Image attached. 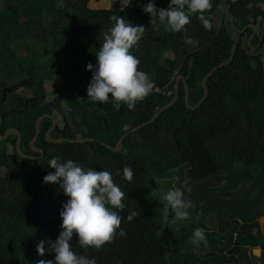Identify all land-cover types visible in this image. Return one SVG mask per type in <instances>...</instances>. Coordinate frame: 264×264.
Masks as SVG:
<instances>
[{"label":"trees","instance_id":"16d2710c","mask_svg":"<svg viewBox=\"0 0 264 264\" xmlns=\"http://www.w3.org/2000/svg\"><path fill=\"white\" fill-rule=\"evenodd\" d=\"M0 1L4 7L0 11V115L4 120L0 134L17 128L22 136L21 150L34 156L18 153L16 135L0 142V169L5 170L0 171V264L54 259L47 243L60 234V210L68 197L58 184L43 182L45 175L55 171L48 166L53 157L109 171L125 193V208L118 212L127 235L121 237L117 230L99 250L81 248L74 236L70 243L77 254L95 257L97 264H264V238L254 232L258 218L264 215V95L259 113L255 106L264 86V39L253 51L248 45L252 28L241 34L233 60L207 79L209 95L199 108L186 107L181 81L177 102L153 123L127 136L120 152L102 144L115 146L127 131L150 120L168 104L179 75L189 85V103L199 102L204 95L203 78L229 59L236 38L226 23L219 28L213 25L214 13L228 4L238 35L251 22L261 27L264 0H211L204 13L212 25L210 30L203 27L199 14H194L185 26L187 33L175 34L158 20L155 26L151 24V14L140 7L148 0H128L124 7L114 9L92 8L90 0ZM155 3L158 8H167L169 0ZM112 15L145 27L132 52L140 60L138 70L146 72L159 91L137 102L134 110L122 102L117 105L109 99L97 103L87 96L92 78L87 65L96 64L95 52L103 43V33L114 23ZM185 35L198 45H186ZM258 42L259 33L252 46ZM22 46L26 48L23 56L17 53ZM19 85L27 94L8 92L2 104L3 90L10 87L15 91ZM170 91L173 93L168 94ZM45 113L57 119L53 138L96 140L49 142L45 134L52 119L45 118L35 143L44 151L42 156L31 149L30 142L37 119ZM125 166L133 169L131 182L122 177ZM226 172L237 176L233 184L220 183V175ZM176 173L181 180L177 186L193 206L187 220L174 221L169 211L165 223L161 197L173 187L166 179ZM161 184L165 188L162 192ZM209 190L220 193L215 196L207 193ZM213 208L217 218L209 225L201 216ZM132 210L139 214L128 222ZM197 227L205 230L207 247L190 242ZM41 240L49 250L43 257L36 250ZM173 246L191 250L192 261L183 254L173 255ZM256 247L262 249L259 257L252 253Z\"/></svg>","mask_w":264,"mask_h":264},{"label":"clouds","instance_id":"9594fccd","mask_svg":"<svg viewBox=\"0 0 264 264\" xmlns=\"http://www.w3.org/2000/svg\"><path fill=\"white\" fill-rule=\"evenodd\" d=\"M140 7L143 12L151 14L153 26L158 20L160 25L173 34L182 31L187 33L185 26L190 23L194 14H199L197 18L201 20L206 30L212 27L210 20L204 15L211 7V0H169L167 8H158L155 0H148L146 4L141 3ZM110 19L114 23L103 33V43L95 52L96 64L87 65V70L92 73L87 87L88 100L104 103L111 99L114 104L119 105L122 102L129 110H134L137 102L147 97L154 87L149 75L138 70L140 60L132 52V49L138 46L145 27L117 15H112ZM183 39L186 45L192 47L199 43L188 35ZM48 166L55 171L45 175L43 182L58 184L68 199L60 210L62 220L60 234L54 241L47 243L51 251L46 248L44 240L36 246L41 257L49 251L54 254V259H41L37 264H97L95 257L77 254L70 242L76 236L81 248L94 247L99 250L114 238L117 230L121 237L126 236L125 229L121 227L123 217L118 212L125 208L122 202L125 193L114 182L109 171L85 168L72 159L60 162L59 157L50 159ZM133 175L131 167L123 168L124 180L131 182ZM187 191L190 192L191 188H187ZM161 200L165 202L163 211L165 223L169 221V211L173 213L174 221L189 218V209L193 204L191 200L185 199L182 188H170L163 194ZM138 214V211L132 210L126 218L127 221L131 222ZM190 242L196 247L201 244L207 247L205 230L197 227Z\"/></svg>","mask_w":264,"mask_h":264},{"label":"water","instance_id":"95a60500","mask_svg":"<svg viewBox=\"0 0 264 264\" xmlns=\"http://www.w3.org/2000/svg\"><path fill=\"white\" fill-rule=\"evenodd\" d=\"M249 27H251L253 29V33L252 35H250V37L248 38V45L251 46V49L253 51H255L257 48L260 47L261 43H262V39L264 37V19H263V24H262V28H261V34H260V38H259V42L256 46H252V39H253V36L254 34L257 32V29H258V26L255 24V23H249L247 24L246 26H244L240 31H239V34L236 36L235 38V41L233 43V47H232V51H231V55L229 57L228 60L224 61V62H221L219 64H217L216 66H214L211 71L209 73H207L205 75V77L203 78L202 80V87L204 89V95L203 97L200 99L199 102H197L195 105H191L189 103V95H190V90H189V85L187 84V81H186V78L183 76V75H179L177 76V79H176V83H175V95L173 97V99L168 103L166 104L165 106L159 108L155 114L153 115V117L138 125L137 127H134L132 128L131 130L127 131L124 135H122L120 137V139L117 141L116 145L115 146H112L110 144H106V143H102L104 146H106L108 149L112 150L113 152H120L122 150V147H123V141L126 139L127 136H129L130 134L136 132L137 130L143 128L144 126H147L151 123H153L156 119H158V117L168 108H170L171 106H173L178 98H179V90H180V82L183 81L184 83V86H185V97H184V103L186 105L187 108L189 109H197L199 108L202 103L207 99L208 95H209V89H208V86H207V79H209L212 74L217 71L219 68H222L224 66H227L232 60H233V57H234V54L236 52V49H237V44L239 42V39H240V36L241 34L246 31ZM10 89H6L3 91V95H2V101L1 103L3 104L6 100V96H7V92H9ZM45 118H50L52 119V126L47 130L46 134H45V137L46 139L49 141V142H53V143H62V142H70V143H84L86 141H95L96 139L95 138H92V137H78V138H66V137H58V138H53L52 137V131L55 129L56 125H57V119L49 114V113H46V114H43L41 115L37 121H36V131H35V134L34 136L32 137L31 139V142H30V146H31V149L33 151H36V152H40L43 156L44 154V151L40 148H37L35 146V143L41 133V123L42 121L45 119ZM3 118L2 116L0 115V127L1 125L3 124ZM10 135H16L17 137V140H16V150L18 151V153L23 156V157H27V158H34L32 155H28V154H25L22 152L21 150V141H22V136H21V132L15 128V127H11L9 129H7L3 135H0V142H3L5 141Z\"/></svg>","mask_w":264,"mask_h":264},{"label":"rangeland","instance_id":"374dc122","mask_svg":"<svg viewBox=\"0 0 264 264\" xmlns=\"http://www.w3.org/2000/svg\"><path fill=\"white\" fill-rule=\"evenodd\" d=\"M67 1L68 2H70V1L72 2V0H67ZM127 2H128V0H90L89 6L92 7V8H97V9H102V8L114 9V8L124 7ZM3 8H4L3 7V2L0 1V11H2ZM231 14H232V12L230 11L229 5L228 4H222L219 7V9L213 15V25L215 27L219 28L222 23H226L227 26H228V29H229L230 33L233 36L236 37V35L238 33V29L232 23V16H231ZM249 28H251V27H249ZM252 33H253V29H252V32H251L250 35H252ZM255 36H256V33L254 34L253 38ZM16 44L20 45L21 42L20 41H17ZM17 53L19 55H21V56L25 55L26 48H24V46H22V48H19L17 50ZM262 55H263V59H264V46H263V49H262ZM47 83H49V82H47ZM46 87L48 88V90H51L52 89L48 85H46ZM17 92L20 93V94H27L26 92H28V91L26 89H24V88L23 89L20 88V89L17 90ZM263 95H264V86H262V88L260 89V94L258 95V98L259 99L257 101H255V106H256L257 113H259L262 110L261 108L264 106V105L263 106H260V109L258 108L259 101L263 98ZM6 98H7V96H6ZM263 101H264V99H263ZM3 134H0V135H3ZM237 167H238V165L236 166L235 169H238ZM0 171H5V170L2 169ZM234 179L235 180L237 179V176L235 175V173H227L226 172V173H223L222 175H220V183L222 185H224L225 183L226 184H229V182H231V181H232V184H233ZM166 180H167V182H170L171 184H173V187L182 188L180 186H177L178 183H176V182H181V180L179 179V176L177 175V173L175 174V176L173 178H169V179H166ZM164 189L165 188H164L163 184H161L160 187H159V191L162 192ZM219 191L220 190H216V191L209 190V192H207V193H212V195L214 194L216 196V195H218L220 193ZM213 199L215 200V199H218V198H213ZM215 210L216 209L213 208V209L210 210L211 212H208L207 214L201 216V218L203 219V221H205L209 225L210 224L214 225V223L216 222V218H217L216 213H215L216 212ZM258 219H259L258 220L259 223L254 228V232H255V234L259 233V236H262L264 238V215H261ZM172 250H173V255H178V254L182 255L183 254L185 257H187L189 259V254L191 253V250H189V249H183V248L178 247V246H173L172 247ZM252 253H253V255L255 257H259L261 255V253H262V249L260 247H256V248L253 249ZM189 261H192L191 258L189 259ZM179 262H181V261H177L175 264H182V263H179Z\"/></svg>","mask_w":264,"mask_h":264},{"label":"flooded vegetation","instance_id":"af4514ba","mask_svg":"<svg viewBox=\"0 0 264 264\" xmlns=\"http://www.w3.org/2000/svg\"><path fill=\"white\" fill-rule=\"evenodd\" d=\"M261 28H262V25H261V27H258L257 32H256V34L259 33V38H260V34H261ZM20 88L23 89L22 85L17 86V89H16L15 91H14L12 88H10V87H6L4 90H6V89H10V91H9L10 93L15 92V94H16V93H18L17 90L20 89ZM4 90H3V91H4ZM7 93H8V92H7ZM2 95H3V93H2ZM45 114H46V113H45ZM51 115H52V114H51ZM51 126H52V125H51ZM56 126H57V125H56ZM55 128H56V127H55ZM8 129H9V128H8ZM33 157H34V156H33ZM0 170H1V169H0Z\"/></svg>","mask_w":264,"mask_h":264},{"label":"built area","instance_id":"2783aa9c","mask_svg":"<svg viewBox=\"0 0 264 264\" xmlns=\"http://www.w3.org/2000/svg\"><path fill=\"white\" fill-rule=\"evenodd\" d=\"M153 91H159V88L157 87V86H155L153 89H152V91L151 92H153ZM150 92V93H151ZM173 93V91H170L168 94H172Z\"/></svg>","mask_w":264,"mask_h":264}]
</instances>
